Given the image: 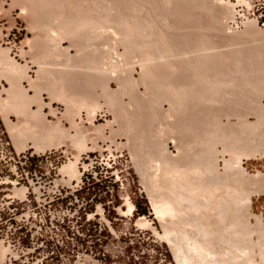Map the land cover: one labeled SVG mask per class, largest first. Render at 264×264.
Masks as SVG:
<instances>
[{"label":"rangeland","instance_id":"1","mask_svg":"<svg viewBox=\"0 0 264 264\" xmlns=\"http://www.w3.org/2000/svg\"><path fill=\"white\" fill-rule=\"evenodd\" d=\"M226 2L230 4L228 0H0V99L5 101L4 110L10 119L15 122V113L35 110L37 104L32 99L38 94L41 101L55 100L54 112H64L65 101L59 96L67 97L69 91L101 100L103 107L94 123L107 128L106 133L102 132L104 143L96 145L91 153L98 154L108 145V152H103L107 174L90 177L76 193L79 198L92 200L86 210H80L82 218L71 225L78 251L72 244L66 255L47 258L44 248L40 253L29 254L28 264H180L163 237V220L155 215L149 191L157 186L167 188L170 176L175 179L181 166L190 178L187 173L182 175L183 169L177 171H182L177 177L182 175L188 187L193 179L204 181L208 173L204 182L212 177L206 182H212L209 189L217 185L214 189L224 192V196L230 190L235 192L231 196L240 200L254 190L247 175L264 173V25L256 24L258 29L251 32L245 31L246 26L232 29L234 12L232 7V13L227 12L231 5L225 6ZM65 21L68 26H61ZM209 49L217 50L220 56L215 51L216 55L207 58ZM12 84L21 89H11L16 88ZM45 85L52 87L53 95L48 94ZM13 91L15 95L9 94ZM6 100L11 103L8 107ZM18 104L20 107L15 106ZM2 116L0 113L1 125ZM121 127L124 131L129 129L124 133ZM127 137L132 139L131 144ZM236 155L241 156L246 175L234 171L231 178L223 175L222 179L225 161ZM212 159L218 161L220 177L206 171L212 168ZM169 165L176 169L174 176ZM189 166L196 170L190 171ZM157 168L163 174L169 170L168 180L162 177L167 182L156 178ZM204 168L206 175L202 177ZM234 173L239 176L236 178ZM232 177L236 178V191L231 186ZM250 196L251 213L262 216L264 222V194L253 192ZM129 202L133 211H129ZM86 213L92 215L91 220ZM190 216L188 221L192 218L190 223L193 221L195 228L194 221L199 219ZM142 217L147 218L150 227L138 224ZM209 221L208 224L214 222ZM213 224L219 230L212 227L214 235L211 225H203L211 230L210 238H217H212L216 245L220 239L222 245L225 237L220 234V226ZM250 224L252 230L247 229L244 237L240 235L236 245L242 251L250 245L255 249V254L252 247L245 251L251 252L248 255L252 258L246 255L244 264H263L264 257L255 256L264 252V242L256 232L254 217ZM242 239L248 246L244 247ZM137 251H141L144 260L134 256ZM77 252L82 254L79 258ZM201 260L197 256L193 261L205 264L207 259Z\"/></svg>","mask_w":264,"mask_h":264},{"label":"built area","instance_id":"2","mask_svg":"<svg viewBox=\"0 0 264 264\" xmlns=\"http://www.w3.org/2000/svg\"><path fill=\"white\" fill-rule=\"evenodd\" d=\"M228 1L234 12L232 29L241 30L248 21L264 25V0ZM103 147L98 154L82 155L80 180H70L61 172L69 161L61 149L17 151L0 124V264H28L29 254L44 248L47 258L66 255L72 244L76 249L71 225L82 218L80 210L92 201L76 193L90 177L107 174L103 152H108V145ZM85 216L92 219L91 214ZM81 255L76 253L77 258Z\"/></svg>","mask_w":264,"mask_h":264},{"label":"bare ground","instance_id":"3","mask_svg":"<svg viewBox=\"0 0 264 264\" xmlns=\"http://www.w3.org/2000/svg\"><path fill=\"white\" fill-rule=\"evenodd\" d=\"M63 1V0H62ZM85 1V0H84ZM86 1H88V0H86ZM51 2H52V0H51ZM56 2V1H55ZM59 2V1H58ZM70 2V1H69ZM69 2L67 3L68 5L67 6H69ZM72 2V1H71ZM70 2V3H71ZM78 2V1H77ZM80 2V1H79ZM90 2V1H89ZM222 2H223V0H222ZM48 3H50V2H48ZM54 3V2H53ZM82 3V2H81ZM61 4V3H60ZM72 4V3H71ZM77 4V3H76ZM85 4V3H84ZM54 5V4H53ZM52 5V6H53ZM227 5H230V4H227V2H226V5L225 6H227ZM48 6H49V4H48ZM47 6V7H48ZM63 6V5H62ZM65 6V5H64ZM71 6V5H70ZM76 6V5H75ZM224 6V5H223ZM224 6V7H225ZM73 7V6H72ZM81 7H83L82 5L80 6V9H81ZM230 7H232V6H229L228 8L229 9H227L226 8V10H228L227 12L229 13H232V8H230ZM49 8H50V6H49ZM57 8V7H56ZM61 8V7H60ZM66 8V7H65ZM52 9H53V7H52ZM63 9H64V7H63ZM75 9V8H74ZM224 9V8H223ZM56 10V9H55ZM70 10V9H69ZM68 10V11H69ZM77 10V9H76ZM83 10V9H82ZM53 11V10H52ZM57 11H59V7H58V10ZM57 11H56V13L55 14H58L57 13ZM63 11V10H62ZM65 11H66V9H65ZM67 11V12H68ZM80 11V10H79ZM79 11H77V12H79ZM223 11V10H222ZM61 12V11H60ZM64 12V11H63ZM75 12V11H74ZM69 13V12H68ZM67 13V14H68ZM224 13V12H223ZM228 13H225V14H228ZM62 14V13H61ZM70 15V14H69ZM71 15H72V13H71ZM75 15H77V14H75ZM74 15V16H75ZM224 15V14H223ZM73 16V17H74ZM225 16V15H224ZM230 16H231V14H230ZM58 17H60V16H58ZM57 17V18H58ZM64 17H66L65 15H64ZM71 16H69V18H70ZM81 17V16H80ZM227 17V16H226ZM226 17H224V18H226ZM229 17V16H228ZM78 18V17H77ZM76 18V19H77ZM223 18V19H224ZM231 18V17H230ZM74 19V18H73ZM222 19V18H221ZM59 20V19H58ZM64 20H66V18L64 19ZM70 20H72V19H70ZM61 21V20H60ZM69 21V20H68ZM226 21V20H225ZM227 21H228V18H227ZM63 22V21H62ZM66 22V21H65ZM64 22V23H65ZM77 22V21H76ZM69 24V26H70V22L68 23ZM71 24H72V22H71ZM60 26V25H59ZM61 26H68L67 25V22H66V24L65 25H63V23L61 24ZM246 27H245V31L247 30V31H249V32H251V31H254V30H256V29H258L257 27V25H256V23H255V21H248V23L245 25ZM246 31V32H247ZM248 32V33H249ZM71 43H73V41L71 42ZM214 48V47H213ZM213 49H209V51H211L210 53H208L209 51L208 50H206V51H208L207 53L208 54H210L209 56H207V58L209 57V58H211V56L213 55H218V56H220L219 55V53L217 52V50H213ZM205 51V50H204ZM216 51V52H215ZM212 52H213V54H212ZM216 54H215V53ZM202 53H204V52H202ZM206 53V52H205ZM204 53V54H205ZM212 56V57H213ZM218 56H216L217 57V59H218ZM211 60V59H210ZM213 60V59H212ZM216 59L214 58V61H213V63H215L216 61H215ZM139 63H140V61H139ZM210 63H212V61L210 62ZM209 63V64H210ZM211 65V64H210ZM173 67V66H172ZM171 67V68H172ZM143 68V67H142ZM174 68V67H173ZM174 70H175V68H174ZM175 73V72H174ZM197 80H200V79H197ZM199 82V81H198ZM18 83H16V85H17ZM201 84V83H200ZM16 85L14 86L13 84H12V86L11 87H16ZM19 86V85H18ZM10 87V88H11ZM174 87V86H173ZM172 87V89H174ZM18 88L19 89H21L20 87H16L15 89L14 88H11V89H13V90H18ZM176 89V88H175ZM8 91H11L10 89L8 90ZM7 91V92H8ZM14 92V91H13ZM13 92H11V93H9V94H16L15 92L13 93ZM68 93H69V91H67ZM71 92V91H70ZM182 93V92H181ZM8 94V95H9ZM69 95V94H68ZM71 95V94H70ZM73 95V94H72ZM62 96V95H61ZM60 96V97H61ZM75 96H76V94H75ZM79 96V95H78ZM226 96H228V95H226ZM225 96V97H226ZM11 96L9 95L8 96V100H10L9 98H10ZM80 97V96H79ZM81 98V97H80ZM84 98V97H83ZM82 98V99H83ZM229 98V97H228ZM67 99V98H66ZM76 99H78V98H76ZM76 99H75V101H73V102H76ZM187 99V98H186ZM227 99V98H226ZM229 99H232L231 97L229 98ZM70 100H71V98H70ZM87 100V99H86ZM7 101V100H6ZM64 101V100H63ZM66 101H68V99L66 100ZM80 102H81V100H79ZM84 101V100H83ZM225 101V100H224ZM227 101V100H226ZM68 102H71V101H68ZM77 102H78V100H77ZM76 102V103H77ZM87 102V101H86ZM89 102H91V101H89ZM5 101H3V100H1L0 99V107L2 108V106H4V107H6L5 106ZM72 103V102H71ZM92 103H94V101H92ZM227 103V102H226ZM232 103V102H231ZM6 104H7V107H8V104H11V103H9L8 101L6 102ZM67 105H73L74 103H72V104H69V103H66ZM79 104H81V103H79ZM97 105V104H96ZM95 105V106H96ZM112 105V104H111ZM15 106H19V104L18 105H15ZM15 106H14V108H15ZM85 106V105H84ZM93 106H94V104H93ZM92 106V107H93ZM99 106V105H98ZM98 106L96 107L97 109H98ZM110 106V105H109ZM113 106V105H112ZM111 106V107H112ZM219 106V105H218ZM4 107H3V109H4ZM20 107V106H19ZM19 107H16L17 108V110H18V112L20 111V108ZM72 107V106H71ZM79 107V106H78ZM88 107V106H87ZM87 107H86V109H87ZM89 108V107H88ZM95 108L93 107L92 108V110H94ZM230 109V108H229ZM228 109V110H229ZM16 110V111H17ZM88 110V109H87ZM90 110H91V107H90ZM89 110V111H90ZM91 110V111H92ZM111 110V109H110ZM226 110V109H225ZM231 110V109H230ZM3 111V110H2ZM4 111H7V110H4ZM3 111V112H4ZM94 112V111H93ZM4 114H7L6 112L4 113ZM8 116V115H7ZM6 116V117H7ZM92 116H93V113H92ZM117 116V115H116ZM115 116V117H116ZM5 117V118H6ZM9 119V118H8ZM7 119V123H8V125L10 126V134H12V136L14 135V137H17V138H21V136H19V134L20 135H24V134H22V132L20 133V131L22 130V128H20L18 125V127L17 126H15L16 124H12V123H10V121ZM118 119V118H117ZM127 119V118H126ZM131 119H133V118H131ZM120 120V119H119ZM128 120V119H127ZM119 122V121H118ZM128 122V121H127ZM133 122H135V121H133L132 120V124H134ZM120 123V122H119ZM131 122H129V124H130ZM124 124H125V122H124ZM58 125V124H57ZM121 125H123V123H121ZM131 125V124H130ZM124 126V125H123ZM17 127V128H16ZM55 127H56V125H55ZM55 127H54V129H55ZM58 127H59V125L57 126V129H58ZM127 127V126H126ZM130 127V126H129ZM18 129V128H20L19 129V134H18V132H16L15 134H13V130L14 129ZM122 128V127H121ZM125 128V127H124ZM15 129V130H16ZM127 129V128H126ZM126 129H125V131H126ZM129 129V128H128ZM127 129V130H128ZM119 130V129H118ZM121 130V129H120ZM18 131V130H17ZM25 131V130H24ZM23 131V132H24ZM117 131V130H116ZM115 131V132H116ZM125 131H124V129L122 128V132H124L125 133ZM15 132V131H14ZM26 132V131H25ZM24 132V133H25ZM32 132V131H31ZM30 131L28 132V133H31ZM43 132V131H42ZM42 132H40L41 134H43ZM118 132V131H117ZM121 132V133H122ZM127 132V131H126ZM119 133V132H118ZM132 133V136L134 135L133 134V132H131ZM130 133V134H131ZM31 134H34V133H31ZM37 134V133H36ZM45 135L47 134L46 132L44 133ZM120 134V133H119ZM127 134V133H126ZM25 135H27V133H25ZM25 135L23 136L24 137V139L26 138L25 137ZM35 135V134H34ZM40 135V134H39ZM114 135H116V134H114ZM129 135V134H128ZM128 135H126V136H128ZM11 136V138H13ZM19 136V137H18ZM31 136V135H30ZM40 136H43V135H40ZM39 136V137H40ZM131 136V135H130ZM138 136H139V133H138ZM22 137V138H23ZM28 137H29V135H28ZM36 137H38V134L34 137L33 136V138L31 137V142L32 143H34V141H32L34 138H36ZM44 137V136H43ZM43 137H41V138H39L40 139V143H41V141L43 142V144H42V146L44 145V147L46 148V144H48V142L50 143H52V142H55V141H52L51 139V141L50 140H47V135H46V140L45 141H43L44 140V138ZM21 138V140L23 141V139ZM30 138V137H29ZM29 138H27L28 140H29ZM43 138V139H42ZM128 138V137H127ZM133 138V137H132ZM14 139V143H15V140H18V142H17V144L21 141H19V139H15V138H13ZM12 139V140H13ZM131 139V138H130ZM129 138H128V141L130 140ZM134 139H136V134H135V138ZM38 140V139H37ZM20 142V144H18L19 146L20 145H22L23 147H24V145H23V143H24V141L23 142ZM36 141V140H35ZM48 141V142H47ZM131 141H132V139L130 140V144H131ZM26 142V141H25ZM44 142H47L46 144L44 143ZM134 142V141H133ZM35 143H37V142H35ZM39 143V142H38ZM50 143V144H51ZM56 143V144H55ZM55 143H53V144H55V147H56V145H57V142H55ZM16 144V143H15ZM14 144V145H15ZM17 144H16V148H17ZM25 144V143H24ZM129 144V145H130ZM27 145V144H26ZM33 145H35V144H33ZM32 145V146H33ZM52 145V144H51ZM22 146H20V147H22ZM40 146V145H39ZM38 145H37V148H36V145H35V149H36V151H38V150H41V148L39 149L38 147H39ZM49 146V145H48ZM57 146H59V143H58V145ZM19 147V148H20ZM22 147V148H23ZM44 147H42V149L43 150H41V151H44ZM27 148V147H26ZM25 149V148H24ZM20 150H22V149H20ZM133 151H134V153L136 152L134 149H133ZM132 151V152H133ZM225 151V150H224ZM224 151H222L224 154L226 153V151L224 152ZM232 151V150H231ZM230 151V152H231ZM140 152V151H139ZM229 152V151H228ZM218 153V152H217ZM232 153H234L233 151H232ZM231 153V154H232ZM238 153V152H237ZM241 153V152H240ZM240 153H238V154H240ZM242 153H243V151H242ZM246 153V152H245ZM133 154V153H132ZM236 153H234V155H235ZM237 154V155H238ZM136 155V154H135ZM213 155H214V153H213ZM212 155V156H213ZM237 155H236V157H237ZM245 155V154H244ZM244 155H243V157H244ZM246 155H247V153H246ZM133 156V155H132ZM206 156V155H205ZM136 157V156H135ZM175 157V156H174ZM208 159H209V157H208V155L206 156ZM206 157H204V158H206ZM235 157V156H234ZM230 158V160H228V159H226V160H228V161H225V168H224V173H220L221 174V178L223 179V175L225 176V177H227V178H231V172L233 173L234 171L235 172H237L239 175H246V172H245V170L243 169V167H242V162L240 161L241 159H240V157L238 156L237 158ZM200 158V157H199ZM199 158H197V159H199ZM203 158V157H202ZM206 158V159H207ZM213 158V157H212ZM187 159V158H186ZM210 159H211V157H210ZM133 160V159H132ZM199 160H202V159H199ZM212 160H213V162H212ZM211 160V164L208 166V165H203V166H208L209 168H211V169H208V170H206L205 168H204V170H202L201 169V173H202V171H203V174H202V177L203 176H205L204 175V173H206V172H204L205 170L206 171H211V172H209V173H211V175L213 174V172H216L217 173V175L219 176L220 174H219V170H218V164H217V160L216 159H212ZM134 161V160H133ZM173 161V160H172ZM195 161V160H194ZM210 161V160H209ZM136 162H138V161H136ZM135 162V163H136ZM140 162V161H139ZM138 162V163H139ZM197 162V161H196ZM200 162V161H199ZM204 162V161H203ZM206 162V161H205ZM193 163V162H192ZM202 163V162H201ZM201 163H200V165H201ZM207 163V162H206ZM141 164H143V163H141ZM150 164H151V162H150ZM162 164V163H161ZM160 164V166H162V165H164V164H162L161 165ZM167 164V163H166ZM169 164H172V162H169ZM174 164V163H173ZM202 164H204V163H202ZM153 165V164H152ZM155 165V164H154ZM156 165H157V167H159L158 165L159 164H157L156 163ZM174 165H176L177 166V163L175 162V164ZM195 165H197L198 166V163L197 164H195ZM137 166V165H136ZM143 166V165H142ZM148 168H153L154 166H151V167H149L148 165H146ZM165 166V165H164ZM164 166H162V169H163V167ZM173 166V165H172ZM202 166V165H201ZM145 167V166H144ZM167 167V166H166ZM173 167H175V166H173ZM178 167H180V166H178ZM178 167H177V169H178ZM182 167V166H181ZM180 167V169H178V170H184V168L182 167L181 168ZM185 167H187V166H185ZM191 166H189V168H190ZM193 167V166H192ZM191 167V168H192ZM194 167H196V166H194ZM217 167V168H216ZM138 168V167H137ZM169 169H170V172H171V170H172V172L174 171V170H176L175 168H174V170H173V168L171 169L170 168V165H169V167H168ZM189 168H187V170L189 169ZM197 168V167H196ZM145 169V168H144ZM156 169V168H155ZM160 169H161V167H160ZM165 169V168H164ZM199 168H197V171H199L198 170ZM139 170V172H140V168L138 169ZM147 170H149V169H147ZM151 170V169H150ZM177 170V171H178ZM182 170V171H183ZM193 168L192 169H190V171H192L193 172ZM196 170V169H195ZM194 170V171H195ZM218 170V171H217ZM142 171V170H141ZM146 171V170H145ZM152 171H154V170H152ZM161 171H163V170H161ZM158 168H157V170H156V172H155V176H156V178L157 177H165V179L166 180H168V178H166V173H168L169 172V170H168V172H166L165 174H163L164 173V171H163V173L161 172ZM176 171V174L178 175V173H182V171H180V172H177ZM186 170H184V173L182 174V175H185L186 173L188 174V172H185ZM189 171V172H190ZM149 172V171H148ZM170 172H169V174H170ZM192 172L190 173V176H191V174H192ZM200 172V171H199ZM62 173L63 174H67L69 177H71V178H75V179H77L78 181L80 180V175H79V172H78V168H77V161H74V162H70L69 164H67L66 166H64V168H62ZM143 173V172H142ZM145 173V172H144ZM196 173V172H195ZM150 174V173H149ZM152 174V173H151ZM173 174V176H174V172L172 173ZM200 174V173H199ZM142 175V174H141ZM148 175V174H147ZM177 175H175L176 177H175V179L172 177V175L170 176V180L168 181V184H169V186L166 188L165 187V184H164V187L166 188V189H169V190H165V188L164 189H162V187L160 186V184H157L156 183V186L157 185H159L160 187H158L159 189H157V187H156V189H155V187H153L154 189H152V186H153V184H152V186H151V189H152V191L150 192L149 191V194H150V197L149 198H151V201H152V205H153V207H154V211H155V215L156 216H158L159 217V220H160V218H161V220H163V225H162V222H161V225L163 226V231H164V234H163V237L167 240L166 242L167 243H169V245L171 246V250L173 251V253L175 254V258H177V260L180 262V264H191L192 262V264H194V262H196V261H193L194 259H195V257H197L198 256V258H199V260H201L202 259V257L206 260H208V261H210V264H218V263H220V264H244L243 262H245L244 260V257L246 256V255H248V254H250L251 252H253L255 249L250 245V246H248V245H244V243H243V239H242V243H243V245H244V247L245 246H248V247H252L253 249H251V252L250 253H246L245 251H247V252H249L248 251V247H246V248H244V250L245 251H242L241 250V247L240 246H237L236 245V240L238 239V237L240 236V235H242L243 237H244V233H246L247 231V229L248 230H252V228L251 227H253V225L252 224H250V218H252V217H254V220H255V228H256V232H258V234H259V239L260 240H263V242H264V222H263V220H262V216L260 217V215L259 216H254L252 213H251V199H250V195H251V193H261V192H263L264 191V187H263V183H264V174H262V173H260V172H258L257 174H255V175H247V181L250 183V185H252V188H254V190H252L251 192L249 191V192H247V193H245L244 194V196H243V198H241V197H239V198H241L240 200L239 199H234L233 198V196L235 195V192L233 191V192H231L230 190H228V191H226L225 192V194L226 193H228V195L227 196H224V192H220V191H217V190H215L214 189V187H216L215 185H213L212 186V188L211 189H209L210 188V184L212 183H210V184H208V183H206L207 181L209 182L211 179H213L212 177H210L206 182H204L205 180H206V178H207V176L209 175L210 176V174H208L207 173V176H206V178H204L205 180L204 181H199V180H197V181H194V179H193V181H194V183H195V185H194V183H193V181H191V183H189L190 185H191V187L193 188H191V187H188L189 185H188V181L187 182H185V180H183L184 178L182 177V175H181V177H182V179H181V177H180V175L177 177ZM201 175V174H200ZM228 175L230 176V177H228ZM239 175H236L235 173L233 174V176H239ZM155 176H154V179H155ZM186 176H188L189 177V174L188 175H186ZM197 176H198V172H197ZM216 176V175H215ZM150 177V176H149ZM148 176H147V178H149ZM152 177H153V175H152ZM168 177V176H167ZM185 177V176H184ZM213 177H214V175H213ZM220 177V176H219ZM235 177H232L233 179H232V181H231V186H233V184H234V182H236V178ZM145 179H146V177H144ZM160 178V179H161ZM161 179V182H162V180L163 181H166V180H164V179ZM190 178V177H189ZM189 178H185V179H189ZM192 178H194V177H192ZM195 178H198V177H196V175H195ZM201 178V177H200ZM215 178V177H214ZM151 179H153V178H151ZM159 179V180H160ZM219 179V178H218ZM158 180V181H159ZM201 180H203V179H201ZM215 180V179H214ZM213 180V181H214ZM220 180V179H219ZM227 180V179H226ZM143 181H145V180H143ZM190 181V180H189ZM229 181V180H228ZM155 182H156V180H155ZM155 182H151V183H155ZM161 182H159V183H161ZM167 182V181H166ZM165 182V183H166ZM217 182V181H216ZM215 182V184H217ZM227 182V181H226ZM144 183V182H143ZM164 183V182H163ZM229 183V182H228ZM228 183H226L225 184V186L228 184ZM144 184H147V186H150V185H148V183L146 182V183H144ZM167 184V185H168ZM218 184H220V181H219V183ZM155 185V184H154ZM163 185V184H162ZM166 185V186H167ZM197 185V187L194 189V186H196ZM236 185V184H235ZM261 185H262V188H261ZM146 186V185H145ZM199 186H202V188L203 189H201V187H199ZM207 186H209V187H207ZM222 186V185H221ZM229 186V185H228ZM230 186V187H231ZM191 188V190H185L186 188ZM199 187V188H198ZM205 187H206V189H205ZM224 187V186H223ZM227 187V186H226ZM225 187V188H226ZM234 187V186H233ZM232 187V188H233ZM236 187H237V185H236ZM183 188H185V189H183ZM219 188V187H218ZM221 188V187H220ZM220 188H219V190H220ZM146 189H148V188H146ZM222 189V188H221ZM229 189V188H228ZM234 190L236 191V189H235V187H234ZM238 190V189H237ZM222 191V190H221ZM186 193H190L189 195H186ZM222 194H223V196H222ZM231 195H233V196H231ZM237 198V197H236ZM128 200V199H127ZM126 201V200H125ZM127 203V202H126ZM128 207H129V211H133L132 210V208H133V206L130 204V202L128 203ZM201 210V211H200ZM191 211H192V213H191ZM194 211V212H193ZM130 213V212H129ZM189 213H190V215H193V219L194 220H198V222L200 221V219H201V221L200 222H203V224L205 225V226H210V229L212 230L213 228L212 227H214V225L215 224H213V223H216V224H218V226H220V234H222L223 235V237L222 238H224L223 240V242L225 243H223L222 245H220V238L221 237H219V241H218V245H216L217 243H216V241L214 242V240H217V238H213V236H212V238L214 239H212V238H210V229L208 228V227H205L203 224L201 225V224H199V225H201V227H202V231L200 230V227L198 226V222H195L194 221V227L195 228H193V221L190 223V221H191V219L192 218H190L189 219V221H188V217H191L190 215H189ZM130 214H132V212L130 213ZM196 218V219H195ZM210 219H213L214 220V222H211L210 224H208V222H210L209 220ZM196 220V221H197ZM207 222V223H206ZM138 224L140 225V226H142V227H150V224H149V222H148V220H147V218L146 217H142V218H140L139 219V221H138ZM252 225V226H251ZM199 227V228H196V227ZM151 228H153V227H151ZM217 228V227H216ZM215 227H214V229L217 231V229H216ZM195 229H197V231H195ZM199 229V230H198ZM212 230V231H215V230ZM155 230V229H154ZM216 231H215V233L213 232V233H211V235L213 234H216ZM156 232V231H155ZM200 232H202V233H200ZM217 232H219V230L217 231ZM250 233H251V231H249ZM248 233V232H247ZM255 233V232H254ZM220 234H219V236H220ZM246 235V234H245ZM160 236V235H159ZM241 237V236H240ZM160 238H162V237H160ZM163 239V238H162ZM222 241V240H221ZM240 241V240H239ZM237 243H239L238 242V240H237ZM261 243V242H260ZM256 244V243H255ZM259 244V243H258ZM261 244H264V243H261ZM242 245V246H243ZM253 246H254V244H252ZM264 246V245H263ZM256 247H260L259 245H257ZM249 248V249H250ZM261 248H263V247H260V249ZM259 249V248H258ZM264 249V248H263ZM253 250V251H252ZM262 251V250H261ZM252 254H255V252H253ZM251 257L252 258V256L251 255H248V257ZM255 256H259V257H264V252H259L258 254H256ZM192 257H193V259H192ZM247 257V256H246ZM201 258V259H200ZM192 259V260H191ZM218 259V260H217ZM249 259V258H248ZM205 260H203V263H204V261ZM207 260H206V262H205V264H207L208 262H207ZM263 260H264V258H263ZM192 261V262H191ZM247 261V260H246ZM261 261V260H260ZM200 262H202V260L200 261ZM253 262H255V260L253 261ZM260 263V262H259ZM262 263L264 264V262L262 261ZM196 264H200V263H198V262H196ZM209 264V263H208ZM254 264V263H253Z\"/></svg>","mask_w":264,"mask_h":264},{"label":"crops","instance_id":"4","mask_svg":"<svg viewBox=\"0 0 264 264\" xmlns=\"http://www.w3.org/2000/svg\"><path fill=\"white\" fill-rule=\"evenodd\" d=\"M16 83H18V82H16ZM44 89L48 92V94L53 95L52 87L50 85H48V86L45 85ZM75 94L76 93L73 92V95L69 94V95H67V97H65L63 95L61 96V98L64 99V101H65L64 104L66 106V109H64V112H61V113H57V112L53 111V105H54L55 100H49V101L43 100V101H41V99H38V97H39V94H38L36 96L37 100L34 98H33L34 100L32 99V101H36V104H37L36 109L35 110H33V109L29 110L28 109L26 112L15 113L16 117H17V121H15V122L10 119V114L8 112L4 111V109L2 107L1 109L4 111L3 112L0 109V113L3 115L2 116V122H3L2 125L4 126L5 130L7 131L8 136L12 141L13 147L17 151H24L28 148H32L36 151V149L34 148L35 145H36V148H37V145L38 146L40 145L38 148L39 149L41 148V150H43L42 147H44V145L42 146L43 142L41 141V143H40L39 138L44 136L43 141H45L46 138L48 137L47 140L51 139L52 141L57 142V145L59 143V146L56 145V147H55V144H56L55 142H52V143L50 142L52 144L51 145L47 141L48 144H46L47 142H44L46 144V148L44 147L45 148L44 151L38 150L36 152L37 153H44V152H47V151H50L53 149H61L66 154V156L69 157V161L66 163V165L70 162L78 161L80 159V157L86 153L94 152V150H95L94 147L96 145H99L100 143L101 144L104 143V141L102 139L104 135L102 134V132L106 133V131H107V128L96 127V125L94 123L96 114L103 107V103L101 100L91 99V98H88L86 96H80L81 97L80 98L77 95L75 96ZM1 97H2V95H1ZM82 97H84V98L82 99ZM66 98L68 99V101H71L74 104L73 105H67L66 103H69V104H72V103L66 101L67 100ZM70 98H71V100H70ZM76 98H78V99H76ZM75 99H76V102L78 100L77 103L73 102V101H75ZM79 100H81V102ZM89 101H91V102H89ZM92 101H94V103H92ZM79 103H81V104H79ZM93 104H94V106H93ZM105 104H107V100L105 101ZM92 106L95 108L94 110H92V108H93ZM97 106L99 107L98 109L96 108ZM86 107L88 110L86 109ZM90 107H91L92 111L90 110ZM217 111L219 113V110H217ZM5 112L7 114H4ZM92 113H93V116H92ZM7 119L10 121V123L17 124L20 128H22L20 133L22 132V134H24V135H25V133H27V135H25L26 138L24 139V137H23L24 135L19 134L20 128L16 129L18 126L15 125L17 127L15 128L16 130L15 129L13 130V134L18 132L19 136H21V138L23 137L22 138L23 141L24 140L26 141V142L24 141L25 144L23 143L24 147L22 145H20L23 148L18 145L22 141L21 138L19 139L17 137H14V135L12 136V134H10L11 132L9 130L11 128L7 123ZM57 124L59 125L58 129H57V126H58ZM55 125H56V127H55ZM54 127H55V129H54ZM29 131L30 132L32 131L31 133H34L35 135L28 133ZM40 132H42L43 134H41ZM45 132L47 133L46 134L47 137L44 134ZM36 133L38 134V137L34 138L32 140V141H34V143H32L31 137L32 138H33V136L35 137L37 135ZM39 134L43 135V136H40ZM28 135L30 138L28 137ZM11 136L15 139H19V141L21 140L18 144H17L18 140H15V143L17 144V148H16V144L14 143V139L11 138ZM27 138H29V140ZM35 142H37V143H35ZM53 143H55V144H53ZM33 144H35V145H33ZM20 149H22V150H20ZM242 163H244V162H242ZM62 175L68 176L67 174H63V173H62ZM262 185L264 187V183ZM262 185H261V188H262ZM251 191L252 190H250V192ZM261 194H264V191L261 192Z\"/></svg>","mask_w":264,"mask_h":264},{"label":"trees","instance_id":"5","mask_svg":"<svg viewBox=\"0 0 264 264\" xmlns=\"http://www.w3.org/2000/svg\"><path fill=\"white\" fill-rule=\"evenodd\" d=\"M140 253L141 251H137L136 254L134 253V256H137L139 259L144 260V255H141Z\"/></svg>","mask_w":264,"mask_h":264}]
</instances>
